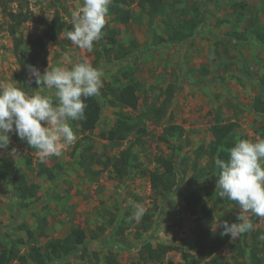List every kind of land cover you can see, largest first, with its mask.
I'll list each match as a JSON object with an SVG mask.
<instances>
[{"label": "rangeland", "instance_id": "374dc122", "mask_svg": "<svg viewBox=\"0 0 264 264\" xmlns=\"http://www.w3.org/2000/svg\"><path fill=\"white\" fill-rule=\"evenodd\" d=\"M139 1L129 4L132 17L127 24L109 15L103 32L115 37L112 44L104 39L102 45L100 39L89 53L74 46L64 32L57 43L46 42L44 62L34 65L41 73L48 66L70 67L81 57L105 69L104 86L97 95L101 116L95 129L85 134L73 121L77 140L60 157L43 161L37 150L10 133L9 145L0 151V164L8 158L13 163L11 176L21 172L39 189L23 205L12 181H0V250L15 242L25 253L30 245L44 246L78 226L88 234L98 232L99 237H88L77 252L49 264H109L105 259L109 253L118 264H137L142 244L147 242L173 246L166 255L168 264H199L193 250L197 225L181 192L195 172V162L200 167L207 164V157H197V152L212 139L211 127L216 122H235L238 138H264V114L253 108L257 97L264 99V44L257 36L264 31V0H164L151 13ZM80 4L82 0H0V82L17 81L28 91L39 88L30 79L27 64L17 56L8 28L11 12L30 14L18 33L28 40L40 36L43 22H51L57 13L72 23V13ZM192 18L196 23L188 37L171 40L173 31ZM22 48L31 45L24 42ZM127 83L137 86L136 109L109 101L114 98L111 87ZM39 90L51 91L44 86ZM119 113L128 117L134 130L122 141L102 138L101 131L112 128ZM172 125L182 126V134L169 135ZM130 146L131 165L119 174L113 163ZM160 155L174 160L178 175V185L165 197L153 193L149 177V170L158 168L155 159ZM40 162L53 172V178L40 174ZM204 184L214 194L209 200L214 214L208 222L211 237L225 239L218 252L231 264H252L244 243L251 231L235 240L222 236V227L213 231L221 221L238 222V205L219 197L216 179ZM133 202L146 210L156 203L152 219H129ZM247 215L254 231L264 229V218ZM145 222L147 230H143Z\"/></svg>", "mask_w": 264, "mask_h": 264}, {"label": "trees", "instance_id": "16d2710c", "mask_svg": "<svg viewBox=\"0 0 264 264\" xmlns=\"http://www.w3.org/2000/svg\"><path fill=\"white\" fill-rule=\"evenodd\" d=\"M133 0H112L110 5V13L113 19L117 22L127 24L132 17L129 4ZM164 0H140L139 3L143 6L150 7V13L157 10ZM233 1V0H232ZM204 2H207L204 0ZM236 3V2H235ZM233 3V5H235ZM30 19V14L27 12H11L9 32L15 38V49L19 60L23 64L39 65L44 62L46 53V42L50 41L57 43L60 36L64 32L72 30V23L63 20L59 13L55 14L51 22H43L42 32L40 36L26 40L22 34L19 33V26ZM196 18L183 22L180 28L174 30L170 39L173 41L185 39L188 37L190 31L194 28ZM258 38L264 44V31L257 32ZM104 39L112 44L115 42V37L109 33H105L100 40L104 45ZM29 43L31 48H22L23 43ZM171 90V87H169ZM113 99H110L112 104H120L123 107H130L136 109L139 104V93L137 86L134 83H127L121 87H111ZM168 100L171 99V93L167 95ZM87 107L85 109V118L75 121L79 126V130L85 134L92 132L97 126L102 110V102L98 96L87 98ZM253 108L256 112L264 114V99L257 97L253 103ZM235 122H221L218 121L211 127L212 139L206 147L202 146V150L197 152V157L205 155L208 159L205 166H198L197 161L194 164L195 172L191 175L186 187H183L182 195L185 200L186 209L195 217L196 230L193 240V250L199 264H231L230 260L226 259L218 249L225 243V239L216 236L211 237V228L208 222L214 217L213 208L209 202L214 197L209 190V187L204 183L210 178L218 180L219 169L216 167L215 161L217 158L227 160L229 156V149L234 146L237 138L235 136ZM134 130V124L128 121V117L119 113L115 125L107 131H101L100 135L109 141H122ZM183 128L179 125H172L167 133L171 136L175 133L182 134ZM241 139H248L246 135L239 136ZM6 148V147H5ZM3 149V148H2ZM0 149V151L2 150ZM132 146L128 147L122 152L119 160L113 163L117 173L122 174L131 165L133 158ZM157 169L149 170V177L151 188L154 194L167 196L174 191L178 185V175L175 170V162L173 159L164 155L156 157ZM30 162V160H29ZM40 174H47L48 177L53 178V172L46 166L44 162H40ZM136 165V162H135ZM13 163L8 158H4L0 164V181L11 180L14 191L17 197L26 205L27 199H31L37 195L39 184L29 181L25 174L16 171L11 176V168ZM157 209V204L154 207L146 210L144 218L148 221L152 219L154 210ZM143 230L148 229L147 222L143 223ZM103 228H101L102 230ZM123 226L119 227L122 233ZM29 235H32L31 230H27ZM244 239L246 247H249V257L252 264H264V229L252 230ZM98 238L99 233L92 231L88 234L82 227H72L68 233L63 237L49 240L44 246L32 244L29 250L21 253L15 242H11L0 250V264H10L12 260H17L19 264H27L30 261L32 264H49L55 261H62L78 251L87 238ZM244 245L238 248L243 251ZM173 249L170 244L158 243L152 245L150 242L142 244V249L139 251V260L137 264H168L166 262L167 253ZM105 259L109 264H118L114 254H106ZM65 264H71L65 262Z\"/></svg>", "mask_w": 264, "mask_h": 264}, {"label": "clouds", "instance_id": "9594fccd", "mask_svg": "<svg viewBox=\"0 0 264 264\" xmlns=\"http://www.w3.org/2000/svg\"><path fill=\"white\" fill-rule=\"evenodd\" d=\"M112 0H82L72 13V30L66 37L80 50L92 52L95 42L104 35ZM30 79L39 85L28 91L21 83L0 82V149L10 143V133L38 151L40 159L60 157L63 150L77 140L73 121L85 118L87 98L100 94L106 79L103 67L94 66L87 57L70 67L53 66L41 73L27 65ZM41 86L51 90L42 92ZM227 160L217 158L219 169L216 188L219 197L235 202L240 209L238 222L221 221L222 236L232 240L254 229L248 213L264 218V138H237ZM11 154L16 155L12 149ZM129 219L140 220L146 208L132 203Z\"/></svg>", "mask_w": 264, "mask_h": 264}]
</instances>
